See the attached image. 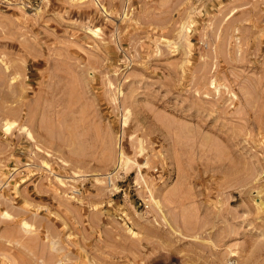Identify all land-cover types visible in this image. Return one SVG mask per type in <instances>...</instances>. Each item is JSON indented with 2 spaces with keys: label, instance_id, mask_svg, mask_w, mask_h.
I'll return each mask as SVG.
<instances>
[{
  "label": "rangeland",
  "instance_id": "1",
  "mask_svg": "<svg viewBox=\"0 0 264 264\" xmlns=\"http://www.w3.org/2000/svg\"><path fill=\"white\" fill-rule=\"evenodd\" d=\"M0 105V264H264V0H0Z\"/></svg>",
  "mask_w": 264,
  "mask_h": 264
},
{
  "label": "bare ground",
  "instance_id": "2",
  "mask_svg": "<svg viewBox=\"0 0 264 264\" xmlns=\"http://www.w3.org/2000/svg\"><path fill=\"white\" fill-rule=\"evenodd\" d=\"M6 97H7V96H6ZM6 99H8V101H9V98H6ZM0 112L4 115V119L6 120V123L4 124V127L6 128V131H9V130L11 129V127L14 126V123H11V122L8 121V119L5 118V117H8V118H10V117H14V116L17 115V113L19 112V110L17 111V109H14V108H8V109L6 110V107L4 108L2 105H0ZM4 119H3V120H4ZM263 119H264V117H263ZM11 121H12V120H11ZM126 121H127V120H126ZM126 121H125V123H126ZM126 124H127V123H126ZM22 129H23V131H25V132L27 133V135H28L31 139H33V140L35 139L34 136L32 135V133L29 131V129H28L26 126H23ZM144 150H145V149H144L143 147H141V152H142V153L144 152ZM130 161H131V160H130L129 158H126V157L124 156V154L121 153V154H120V164H121L120 169L127 167V166L129 165V162H130ZM24 226H27V224L25 223Z\"/></svg>",
  "mask_w": 264,
  "mask_h": 264
}]
</instances>
